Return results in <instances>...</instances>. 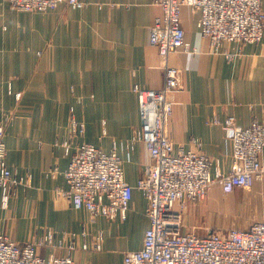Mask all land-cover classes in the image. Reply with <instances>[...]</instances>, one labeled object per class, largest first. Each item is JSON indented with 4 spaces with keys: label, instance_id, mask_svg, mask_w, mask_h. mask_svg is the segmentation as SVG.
Instances as JSON below:
<instances>
[{
    "label": "crops",
    "instance_id": "0c3cea01",
    "mask_svg": "<svg viewBox=\"0 0 264 264\" xmlns=\"http://www.w3.org/2000/svg\"><path fill=\"white\" fill-rule=\"evenodd\" d=\"M84 1L88 6L79 9L61 4L23 11L0 0V125L6 127L9 167L24 178L31 176L29 185L13 190L7 207L0 187V234L26 242L51 229L61 245L42 246L46 258L69 254L75 235L72 254L78 264H123L126 252L143 247L150 225L138 182L153 159L136 138L142 121L134 86L163 87L159 51L149 43L151 26L163 10L154 0ZM198 22L199 14L183 6L186 39L197 52L179 50L170 57L181 70L182 87L172 94L168 130L176 147H201L215 160L214 169L228 173L231 140L211 120L232 115L243 127L255 119L264 124V39L259 44L224 42L216 51L202 37ZM72 110L85 125L84 134L72 138L73 148L83 141L105 152L116 146L122 158L125 178L134 187L124 221L92 218L60 193L67 187L64 171L70 163L61 142L70 137ZM54 165L60 171L52 177ZM244 205L251 206L249 218L238 228L264 220V176L249 189L224 193L217 187L204 201H191L184 230L205 236L210 230L201 234L202 228L228 223L224 217ZM209 212L216 214L209 217ZM100 232L104 239L96 250L93 237ZM85 242L89 249L83 248Z\"/></svg>",
    "mask_w": 264,
    "mask_h": 264
},
{
    "label": "built area",
    "instance_id": "2783aa9c",
    "mask_svg": "<svg viewBox=\"0 0 264 264\" xmlns=\"http://www.w3.org/2000/svg\"><path fill=\"white\" fill-rule=\"evenodd\" d=\"M23 11H46L61 4L79 9L88 6L84 0H7ZM163 13L155 18L149 42L160 55L164 70V85L160 89L134 86L140 101L142 125L136 138L143 140L152 163L146 166L138 182L147 199L146 213L150 225L143 247L126 252L123 264H264V220L249 228H230L210 231L205 236L184 230V213L191 201H200L218 186L224 193L251 188L263 178L264 124L255 119L243 127L236 117L224 120L216 115L211 123L221 125L232 145V166L224 173L214 169V159L199 148L176 147L169 135L168 125L173 113L172 94L182 87L181 70L170 63L173 53L184 50L197 52L186 39L182 24V7L188 6L199 14V28L203 38L211 41L216 51L224 42L259 44L264 39L263 0H154ZM231 58V53L226 52ZM11 92V88H10ZM20 98V93H16ZM71 118L70 137L61 142L70 156L64 171L67 187L60 190L77 210H87L92 218L103 216L109 220L127 219L134 187L126 180L122 158L114 146L105 152L95 144L83 141L73 148L72 138L82 136L84 123ZM199 139H193L200 145ZM6 127L0 125V187L2 205L7 207L13 188L29 185L30 174L24 178L8 163ZM57 165L50 174L59 173ZM86 236L85 232L83 233ZM77 236L69 242V254L44 257L42 246L55 247L56 233L48 229L40 236L17 242L0 234V264H78L72 251ZM103 232L93 237V248L100 250ZM84 249L90 246L86 242Z\"/></svg>",
    "mask_w": 264,
    "mask_h": 264
},
{
    "label": "rangeland",
    "instance_id": "374dc122",
    "mask_svg": "<svg viewBox=\"0 0 264 264\" xmlns=\"http://www.w3.org/2000/svg\"><path fill=\"white\" fill-rule=\"evenodd\" d=\"M12 5V4H11ZM13 6V5H12ZM13 7H15V6H13ZM16 8V7H15ZM18 9V8H17ZM20 10V9H19ZM150 43V42H149ZM164 85V84H163ZM136 92V91H135ZM137 93V92H136ZM137 95H138V93H137ZM138 98H139V96H138ZM139 104H140V101H139ZM218 186H216V187H214V188H217ZM17 188V187H16ZM213 188V189H214ZM219 188V187H218ZM13 190H15V188H13L12 189V192H11V194L13 193ZM210 192L211 191H209V193H208V195L210 194ZM208 195L206 196V198L208 197ZM11 196V195H10ZM221 196L223 197V198H226L227 199V197L229 196L228 194H223L222 192H221ZM206 198H204V199H202V200H200V201H204ZM200 201H194V202H200ZM188 208V207H187ZM250 210H251V206L250 205H244V206H237V207H235V209H233L232 211H231V213H230V215L226 218V217H224V219H228V223H225V224H217V225H215V224H212V225H210V226H207V227H205V228H202L203 229V231H199V233H204V231L206 232L207 230H212V231H218V230H228V229H230V228H238L239 227V223L242 221V219H246L245 218V216L247 217V218H249V212H250ZM186 211H187V209H186ZM185 211V212H186ZM248 212V213H247ZM209 214V217H214L215 216V214L216 213H214L213 214V212H209L208 213ZM218 214V213H217ZM245 214V215H244ZM204 215V214H203ZM212 215V216H211ZM219 215H220V213H219ZM205 216H207V214H205ZM201 217V219H203L204 218V216H200ZM220 218L221 219H223V216H222V214L220 215ZM211 224V223H210ZM58 256H66V255H58Z\"/></svg>",
    "mask_w": 264,
    "mask_h": 264
}]
</instances>
